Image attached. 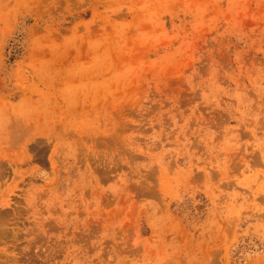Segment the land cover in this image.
Here are the masks:
<instances>
[{
    "label": "rangeland",
    "instance_id": "obj_1",
    "mask_svg": "<svg viewBox=\"0 0 264 264\" xmlns=\"http://www.w3.org/2000/svg\"><path fill=\"white\" fill-rule=\"evenodd\" d=\"M0 264H264V0H0Z\"/></svg>",
    "mask_w": 264,
    "mask_h": 264
}]
</instances>
